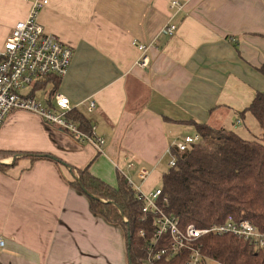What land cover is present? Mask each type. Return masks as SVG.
I'll return each mask as SVG.
<instances>
[{
	"label": "crops",
	"instance_id": "1",
	"mask_svg": "<svg viewBox=\"0 0 264 264\" xmlns=\"http://www.w3.org/2000/svg\"><path fill=\"white\" fill-rule=\"evenodd\" d=\"M170 1L48 0L38 12L45 30L74 49L56 92L70 98L105 144L98 150L34 112L17 109L6 117L0 151L17 154L0 155L8 166L0 170L6 240L0 264H129L123 229L90 209L87 196L70 185L71 175L92 163L105 182L116 185L121 173L144 191L135 175L141 183L162 180L156 167L171 145L193 135L191 129L197 134L189 121L236 131L238 121L250 118L239 112L264 93L258 70L264 0H181L179 12ZM34 7L32 0H0V48ZM171 21L179 28L170 37L163 29ZM140 43L147 45V67L140 65ZM48 78L25 95L46 105L53 89ZM31 153L61 162L33 161ZM143 166L150 171L145 181L138 175Z\"/></svg>",
	"mask_w": 264,
	"mask_h": 264
},
{
	"label": "trees",
	"instance_id": "2",
	"mask_svg": "<svg viewBox=\"0 0 264 264\" xmlns=\"http://www.w3.org/2000/svg\"><path fill=\"white\" fill-rule=\"evenodd\" d=\"M264 75V63L259 67ZM62 77L50 76L53 84L49 103ZM250 113L262 128V139L251 140L238 132L227 128H214L207 123L189 121L200 139L186 151H172L176 163L169 166L162 175V193L168 202L165 211L180 220L182 228L189 224L197 227L220 224L232 215L235 219H248L259 230L264 231V93L257 92L251 104L239 112L244 117ZM70 118L80 124V128L91 132L89 119L74 109ZM17 154L12 151H0L1 156ZM32 156L37 159H49L61 162L52 155ZM92 164V163H91ZM91 164L77 169L71 180L77 190L83 192L89 201L90 209L107 222L120 226L130 252L131 263L146 264L153 253L172 244L169 236L156 242L152 239L155 230L154 215L148 221H142L145 201L128 184L127 179L118 173V182L111 185L95 176ZM7 165L0 164V170L6 171ZM91 194V195H90ZM144 235H141V232ZM202 253L221 264H264V247H254L233 234L217 235L207 233L200 239ZM188 249L174 255H163L152 259L150 264H187ZM150 258V259H149ZM209 259L204 261L208 264Z\"/></svg>",
	"mask_w": 264,
	"mask_h": 264
},
{
	"label": "built area",
	"instance_id": "3",
	"mask_svg": "<svg viewBox=\"0 0 264 264\" xmlns=\"http://www.w3.org/2000/svg\"><path fill=\"white\" fill-rule=\"evenodd\" d=\"M32 1L35 7L31 15L15 24L3 47L0 48V126L11 112L17 109L26 110L39 114L47 123L62 128L77 140L90 143L99 150L105 144V139L98 136L94 128L90 133L82 130L79 124L70 118L75 108L68 96L56 92L53 103L50 104L48 99V103L44 105L39 99L22 93L25 88L32 87L50 76L64 77L74 56V49L56 35L48 33L37 19L38 12L48 4V0ZM170 8L179 12L183 9V3L181 0H171ZM178 28V24L171 21L163 30L171 37L177 33ZM137 46L143 52L140 65L149 66L147 45L140 43ZM90 108L91 110L95 108L94 101L90 102ZM199 139V134L185 135L178 138L172 147L184 152ZM168 154L171 156L169 166L175 165L176 156L172 148L168 150ZM130 166L135 165L132 163ZM138 175L145 181L150 171L143 166L139 168ZM127 181L134 187L133 181L130 179ZM134 188L138 192V197L145 201L142 221H148L149 216L154 215L155 230L152 239L155 242L165 236L172 239L170 246L153 253L146 264H150L152 259H160L166 254L174 255L185 249L190 251L187 264H204L208 258L202 253L200 239L207 233L233 234L248 241L251 246L264 247V231L259 230L248 219L237 220L230 215L220 224L197 227L191 223L182 228L180 220L165 211L168 198L163 196L161 187L154 188L149 193L142 191L140 186ZM141 235H144L143 231ZM5 245V238L0 236V249Z\"/></svg>",
	"mask_w": 264,
	"mask_h": 264
},
{
	"label": "rangeland",
	"instance_id": "4",
	"mask_svg": "<svg viewBox=\"0 0 264 264\" xmlns=\"http://www.w3.org/2000/svg\"><path fill=\"white\" fill-rule=\"evenodd\" d=\"M29 88H31V87H29ZM29 88L24 89L22 91V93L26 94L28 92ZM249 116H250V118L246 119L244 121V123L239 124L237 122L236 131L244 138L251 139V140H261L262 135H263L262 134L263 130L260 127V125L258 124L257 120L253 117V115L252 116L249 115ZM187 132H190L194 135V130H192V129L190 131H187ZM170 148H172V145ZM170 160H171V156L168 153H165V155L163 156V161H162L161 165L156 167V170L158 172L165 171L168 168V164H169ZM153 166H155V165H153ZM153 166H151V167H153ZM71 177H73V175H71ZM156 179H157L156 177L155 178L152 177L151 181L148 180L144 183H141V181L139 182L138 178L135 175L134 180L137 181L139 184H141V186L145 192L149 193L151 191V188H153V186H155V184H156V186L159 185V187H161L162 180H159V181H157V183H154V180H156ZM152 181H153V183H151ZM208 259L210 260V261H208V264H218V262L211 260L209 257H208Z\"/></svg>",
	"mask_w": 264,
	"mask_h": 264
},
{
	"label": "water",
	"instance_id": "5",
	"mask_svg": "<svg viewBox=\"0 0 264 264\" xmlns=\"http://www.w3.org/2000/svg\"><path fill=\"white\" fill-rule=\"evenodd\" d=\"M91 195V194H90ZM128 257H129V263H131V256H130V252H128Z\"/></svg>",
	"mask_w": 264,
	"mask_h": 264
}]
</instances>
